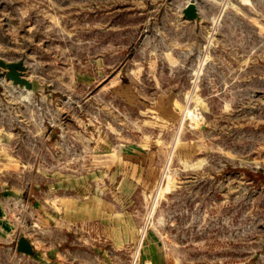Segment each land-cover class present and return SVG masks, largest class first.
Instances as JSON below:
<instances>
[{
	"label": "rangeland",
	"instance_id": "obj_1",
	"mask_svg": "<svg viewBox=\"0 0 264 264\" xmlns=\"http://www.w3.org/2000/svg\"><path fill=\"white\" fill-rule=\"evenodd\" d=\"M0 73V264H264V0H0Z\"/></svg>",
	"mask_w": 264,
	"mask_h": 264
},
{
	"label": "water",
	"instance_id": "obj_2",
	"mask_svg": "<svg viewBox=\"0 0 264 264\" xmlns=\"http://www.w3.org/2000/svg\"><path fill=\"white\" fill-rule=\"evenodd\" d=\"M193 8V4H189L187 10L190 12ZM2 75L3 74L0 73V79ZM5 75L20 84H25L26 86H29L30 84L27 78L23 75V64L20 61L12 63L9 66V69L5 72Z\"/></svg>",
	"mask_w": 264,
	"mask_h": 264
}]
</instances>
